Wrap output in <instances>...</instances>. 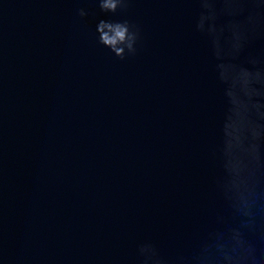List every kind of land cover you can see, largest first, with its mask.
I'll use <instances>...</instances> for the list:
<instances>
[{
    "label": "water",
    "instance_id": "water-1",
    "mask_svg": "<svg viewBox=\"0 0 264 264\" xmlns=\"http://www.w3.org/2000/svg\"><path fill=\"white\" fill-rule=\"evenodd\" d=\"M190 12L130 0L120 61L95 0L0 2V264H131L209 219L222 101Z\"/></svg>",
    "mask_w": 264,
    "mask_h": 264
},
{
    "label": "clouds",
    "instance_id": "clouds-1",
    "mask_svg": "<svg viewBox=\"0 0 264 264\" xmlns=\"http://www.w3.org/2000/svg\"><path fill=\"white\" fill-rule=\"evenodd\" d=\"M2 2V0H0ZM96 43L115 59L137 55L141 26L125 17L130 0H95ZM202 41L222 101L213 150L214 211L167 244L148 237L131 264H264V0H179ZM87 7L76 16L84 20Z\"/></svg>",
    "mask_w": 264,
    "mask_h": 264
}]
</instances>
